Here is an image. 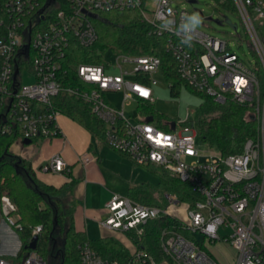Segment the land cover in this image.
<instances>
[{"label": "built area", "instance_id": "obj_1", "mask_svg": "<svg viewBox=\"0 0 264 264\" xmlns=\"http://www.w3.org/2000/svg\"><path fill=\"white\" fill-rule=\"evenodd\" d=\"M213 1L238 16L253 60L242 61L226 41L195 28L186 31L188 11L172 7L170 0H156L152 10L147 0H0L1 135L30 142L63 137L57 99L66 95L87 106L105 127L104 143L112 150L135 166L163 170L190 187V193H163L159 206L112 194L98 223L129 236L132 250L125 261L109 260L84 242L78 246L79 264H264V34L255 24L264 22V0ZM126 11L138 12L150 36L166 38L165 50L188 88L246 110L256 132L239 153L222 155L206 144L207 151H201L193 122L163 120V130L154 119L126 116L127 102H155L151 87L160 75L158 57L108 50L98 65L67 66L73 43L87 48L96 41L95 18L107 21L99 15ZM116 69L117 74L108 73ZM119 91L123 103L114 107L105 97ZM67 170L58 154L41 168L53 174ZM180 204L187 206V223L168 212ZM15 212L2 195L0 217L14 231L20 229ZM154 222L164 223L158 231V261L142 243ZM41 232L42 226L34 227L32 238ZM0 264L46 262L34 250L19 261L0 257Z\"/></svg>", "mask_w": 264, "mask_h": 264}, {"label": "trees", "instance_id": "obj_2", "mask_svg": "<svg viewBox=\"0 0 264 264\" xmlns=\"http://www.w3.org/2000/svg\"><path fill=\"white\" fill-rule=\"evenodd\" d=\"M230 6L232 7L229 3ZM230 11L233 12L232 8ZM99 16L107 21H102L99 17L93 21L96 41L87 48L73 43L68 51L67 66L98 65L102 63L108 50L126 55H154L161 61L159 74L165 79L172 97L178 96L181 86L188 88L178 76L173 58L165 50L166 38L150 36L137 11L108 12ZM188 89L202 99L193 122L201 142L222 155L239 153L244 141L256 132L255 122L246 119V110L230 102L218 104L212 98ZM57 102L62 114L104 141L105 127L90 113L87 106L66 95H61ZM152 105L139 104V115L143 118L152 117L154 120L158 118V123L162 122ZM159 127L167 130L165 125ZM16 139L0 134V197L6 194L16 208V223L20 225V229H15V232L22 241L21 259L30 252L26 247L32 241L33 228L42 226L35 252L44 261L58 258L57 264H79L78 246L84 242H88L105 259L125 261L129 256L128 250L118 241L111 237L89 241L84 232L76 231L73 208L65 211L61 206L60 197L68 188H55L40 181L22 159L9 151L11 143ZM159 189L164 193H190L187 184L164 171L160 176ZM127 196L143 204L161 205L160 198L142 185L129 188ZM162 225V222L150 224L142 239V243L157 261L161 258L158 231ZM58 243L60 246L55 251Z\"/></svg>", "mask_w": 264, "mask_h": 264}, {"label": "rangeland", "instance_id": "obj_3", "mask_svg": "<svg viewBox=\"0 0 264 264\" xmlns=\"http://www.w3.org/2000/svg\"><path fill=\"white\" fill-rule=\"evenodd\" d=\"M172 2V7L185 8L189 14L193 12L199 13L202 17L203 22L197 28L200 32L209 35L211 37L221 39L226 41L230 49L244 62L248 60H253L252 52L245 40L242 24L238 16L231 12L230 9L220 6L213 0H195L196 3H189V0H170ZM156 0H147L148 9L152 10L155 7ZM230 21V24L225 22V19ZM216 21H220L218 24ZM237 25L238 31L234 32L231 25ZM256 26L260 28L264 34V22L261 24L260 21L255 22ZM112 59L109 56L106 60ZM118 70H112L108 72L109 74H117ZM127 81H133L131 77L126 78ZM157 82L151 87L153 92V98L155 102L152 105V109L155 114L160 117V120L166 121H188L194 122L196 118V110L202 103V99L191 92L185 86H181L179 94L177 97H172L169 92L168 85L165 79L161 75L155 77ZM32 82V79L25 77V84ZM114 107H121L123 103V92L119 91L116 93H109L105 97ZM138 103L136 101H130L123 107L124 113L131 120L135 121L139 117ZM156 116V117H157ZM61 118H68L64 114H60L56 121L63 134L67 139L68 137L64 133L60 125ZM71 120V119H70ZM73 121V120H72ZM75 122V121H74ZM78 124V123H77ZM155 125H159L158 118H156ZM196 143L201 151H207L205 144L201 142L199 137L196 138ZM20 144V139L14 140L9 151L12 148L18 147ZM12 153V152H11ZM13 154V153H12ZM14 156H17L13 154ZM101 159L102 168V180H105L106 184H102L100 181L97 185L99 186L98 191H94V197L88 201L86 204L87 212H90L91 216H87L86 219L83 217L82 204L79 205L78 217L74 216V227L76 230L84 232L86 238L89 241L98 240L104 237H111L114 240L121 243L129 252L132 250V245L129 242L130 237L123 235L118 232H110L102 229L98 223L103 219L100 214L102 212V199L106 192L112 194H118L122 197H127L128 188L134 186H144L152 193H154L158 198H162V189L160 188V176L163 174V170L160 169H144L138 166H134L128 159L119 155L116 151L112 150L107 145H103L102 154L99 155ZM64 189V187L62 186ZM65 190V189H64ZM67 190L61 195V206L65 211L70 208L69 197ZM168 212L174 214L180 221L187 223V206L185 204H180L178 206H171L168 208ZM1 218V217H0ZM18 219V216H14ZM1 221V219H0ZM4 222V220H3ZM4 224H6L4 222ZM6 226H8L6 224ZM9 233L13 237H9L0 241V257L11 261H19L22 257V241L17 234L8 226ZM60 243L56 245L55 251L58 250ZM135 246V244L133 245ZM46 264H57L58 258H50L45 261Z\"/></svg>", "mask_w": 264, "mask_h": 264}, {"label": "crops", "instance_id": "obj_4", "mask_svg": "<svg viewBox=\"0 0 264 264\" xmlns=\"http://www.w3.org/2000/svg\"><path fill=\"white\" fill-rule=\"evenodd\" d=\"M59 122L68 137L67 139L64 136L49 140L38 139L27 145L23 144L24 140H20L19 146L12 148L11 152L22 159L24 164L29 166L43 183L55 188L67 187L68 204L74 210L73 216L78 217L79 205L82 204L83 217L86 219L87 216H91L90 212L86 210V204L94 197L93 192L98 191L97 184L100 181H103L102 184H106L105 180L101 179L102 168L99 158L103 151V145L106 144L89 133L83 126L68 118H61ZM56 154L66 163L68 170L64 174L42 172V166ZM111 195L112 193L106 192L102 199L103 205L100 214L102 218L105 216L104 204ZM9 237L13 236L1 219L0 241Z\"/></svg>", "mask_w": 264, "mask_h": 264}, {"label": "water", "instance_id": "obj_5", "mask_svg": "<svg viewBox=\"0 0 264 264\" xmlns=\"http://www.w3.org/2000/svg\"><path fill=\"white\" fill-rule=\"evenodd\" d=\"M190 3H195V0H190L189 1ZM218 24H220L221 22L220 21H216ZM225 22L226 23H228V24H230V21L226 18L225 19ZM232 26V28H233V30H235L236 29V25H231ZM153 120V118L152 117H148V118H146V122H151ZM174 122H172V123H170V130H173L174 129ZM31 142L29 141V140H24L23 141V144H30ZM37 239H38V237L37 236H34L33 238H32V241L30 242V244L26 247V249L27 250H29V251H34L35 250V248H36V242H37Z\"/></svg>", "mask_w": 264, "mask_h": 264}, {"label": "clouds", "instance_id": "obj_6", "mask_svg": "<svg viewBox=\"0 0 264 264\" xmlns=\"http://www.w3.org/2000/svg\"><path fill=\"white\" fill-rule=\"evenodd\" d=\"M187 15H188V23L184 25L186 31H191L193 28L197 29L202 24L203 19L199 15V13L193 12Z\"/></svg>", "mask_w": 264, "mask_h": 264}]
</instances>
